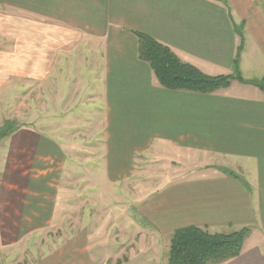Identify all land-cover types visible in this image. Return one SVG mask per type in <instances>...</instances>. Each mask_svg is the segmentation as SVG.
Wrapping results in <instances>:
<instances>
[{"label":"crops","instance_id":"crops-1","mask_svg":"<svg viewBox=\"0 0 264 264\" xmlns=\"http://www.w3.org/2000/svg\"><path fill=\"white\" fill-rule=\"evenodd\" d=\"M1 6L52 20L53 29L66 28L58 39L66 43V103L98 104L103 125L73 146L85 157L79 164L68 158V135L82 132L75 122L89 117L71 116L66 162L54 136L19 127L0 139V260L24 235H51L58 212L66 215L72 212L66 205L78 202L84 212L75 228L83 236L79 252L87 251L86 237L96 247L111 237L118 248L119 242H143L144 235L148 246L167 243L168 253L177 228L229 233L247 227L240 254L221 264H264V91L235 80L213 93L168 90L139 59L134 34L152 36L209 75L234 73L242 36L240 74L261 80L264 0H0ZM21 34L32 36L26 29ZM1 40L0 90L9 73L24 75L25 52L31 50L20 39L19 50L7 54L1 47L7 41ZM154 141L226 164L140 184L129 196L135 203L120 213L119 172L135 171V157L150 155ZM76 172L77 194L70 187ZM4 186L19 189V205L17 193ZM137 212L146 220L143 227L129 218ZM16 213L20 222L8 225L6 218Z\"/></svg>","mask_w":264,"mask_h":264},{"label":"rangeland","instance_id":"rangeland-1","mask_svg":"<svg viewBox=\"0 0 264 264\" xmlns=\"http://www.w3.org/2000/svg\"><path fill=\"white\" fill-rule=\"evenodd\" d=\"M54 25L56 24L52 20L34 13H20L4 6L0 7V38L7 41L5 47H1L9 51L7 54L14 55L16 50H19L18 47L21 44L17 43L21 39L29 44L27 47L31 48L29 52H25L29 58L27 59L28 65H24L23 68L24 75L16 76L11 72L6 77V83L1 86L0 127L8 121L11 123L7 124V127H24L54 136L59 147L63 149L64 162H66V129L69 130L73 124L71 116H81L83 119L89 117L86 123L81 125H78L79 120L75 122V127L82 128L83 133H78L76 130V133L72 132L68 135L70 139L68 144L71 148L68 158L71 163L79 164L85 157L79 155L80 150L73 146L77 145L78 138L89 137L95 130H100L103 125L101 111L97 109L98 104L96 103H66V43H58L60 33L66 36V28H55L59 29L58 32L53 29ZM25 29L28 35L32 33L31 37L21 34ZM63 39L66 40V37ZM155 142L151 144L150 155L135 157V171L119 172L120 213L122 209L126 212L127 205L131 206L135 203L129 196L136 193L135 189H138L140 184L167 182L175 178L177 174L193 173L209 165L226 164L221 159L206 153L176 150L174 147H166ZM228 167L236 170L231 166ZM236 172L240 174L239 171ZM112 175L114 177L118 175V172ZM72 177L70 187L74 186L72 190L77 194L78 172ZM132 182L135 188L131 186ZM10 187L4 186V190L17 193L14 200H17L15 204L19 205V199H22V196L18 194L19 189ZM27 198L29 200L31 197ZM81 206L82 204L78 202L71 203V207L66 205V208H70L72 212H66V215L58 212V218L51 226L54 228L51 235H44L41 232L33 236L24 235L13 249L10 248L7 251L5 259H1L0 264H165L167 243L148 246L146 245L149 241L148 237L144 235L140 236H143L145 241H137L140 244L126 246L119 242L118 248L113 246L114 242L111 237H105L101 241L103 242L101 247H96L94 243L91 244L89 237H86L87 251L79 252V241L83 236H80L79 230L76 231L75 228L78 227L80 218L84 216V212L77 210ZM17 215V213L9 215L6 218L7 224L10 225L11 221L20 222ZM129 218L140 227L146 223L142 214L138 212ZM62 227L65 231L66 228L69 229L68 235L64 232L62 234L60 230ZM127 229H130L129 226ZM124 239V242H127L128 236L125 235ZM82 248L83 245H81Z\"/></svg>","mask_w":264,"mask_h":264},{"label":"trees","instance_id":"trees-1","mask_svg":"<svg viewBox=\"0 0 264 264\" xmlns=\"http://www.w3.org/2000/svg\"><path fill=\"white\" fill-rule=\"evenodd\" d=\"M137 38L139 59L149 64L159 84L168 90H183L198 93H213L228 87L233 80L251 83L264 91V79L245 80L238 68L240 44L233 59L234 73L209 75L196 66L178 58L173 50L143 32H134ZM5 121L0 127V139L8 136L17 128L8 126ZM249 234L247 227L229 233L209 232L197 226L177 228L170 236L169 249L165 264H221L238 256L242 244Z\"/></svg>","mask_w":264,"mask_h":264}]
</instances>
